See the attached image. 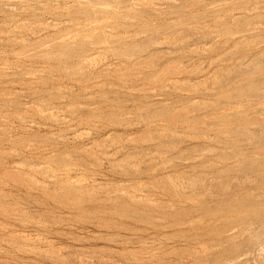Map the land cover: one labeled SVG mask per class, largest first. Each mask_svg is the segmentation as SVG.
Segmentation results:
<instances>
[{"label":"rangeland","instance_id":"1","mask_svg":"<svg viewBox=\"0 0 264 264\" xmlns=\"http://www.w3.org/2000/svg\"><path fill=\"white\" fill-rule=\"evenodd\" d=\"M0 264H264V0H0Z\"/></svg>","mask_w":264,"mask_h":264}]
</instances>
